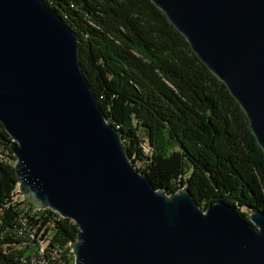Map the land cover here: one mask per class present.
I'll return each instance as SVG.
<instances>
[{"label":"water","instance_id":"obj_1","mask_svg":"<svg viewBox=\"0 0 264 264\" xmlns=\"http://www.w3.org/2000/svg\"><path fill=\"white\" fill-rule=\"evenodd\" d=\"M244 111L264 152V0H151ZM0 123L27 202L70 219L74 264H264V212L202 208L130 160L44 0H0Z\"/></svg>","mask_w":264,"mask_h":264},{"label":"trees","instance_id":"obj_2","mask_svg":"<svg viewBox=\"0 0 264 264\" xmlns=\"http://www.w3.org/2000/svg\"><path fill=\"white\" fill-rule=\"evenodd\" d=\"M44 1L75 30L80 66L99 106L156 188L171 193L187 186L202 208L226 201L245 219L242 207L264 212V152L244 111L151 0ZM0 138L8 149L12 137L1 123ZM10 159L0 160V264L19 263L27 251L12 235L20 222L10 203L19 187ZM23 210L37 219L30 222L37 230L49 215L50 246L75 241L70 219L28 202ZM60 264H74L68 249Z\"/></svg>","mask_w":264,"mask_h":264},{"label":"built area","instance_id":"obj_3","mask_svg":"<svg viewBox=\"0 0 264 264\" xmlns=\"http://www.w3.org/2000/svg\"><path fill=\"white\" fill-rule=\"evenodd\" d=\"M12 144V138H10V146ZM148 152L145 149V145H142V148L145 154H151L150 146L147 142ZM0 146L1 150H4V158H0V160H5L10 162V155L14 156L11 148H5V142L0 138ZM13 162V161H12ZM10 203L12 205H16L19 210V214L17 219L20 222V226L16 227L15 230H12V235L14 238H22V241L15 243V246H19L20 248H26V252L19 258V263L16 264H60L61 255L68 249L69 254L73 256L72 249L70 247L71 242H69L64 247L58 246H50V241L52 239L51 230H46L47 225H49V215L46 213L43 217H47L48 221L45 225L37 230V226H32L30 222L33 219L31 216H26L25 211L23 210V203H27L26 198L21 189V185L19 183V187H17V194L10 195ZM52 218V217H51ZM42 220V219H41ZM40 222V220H39Z\"/></svg>","mask_w":264,"mask_h":264},{"label":"rangeland","instance_id":"obj_4","mask_svg":"<svg viewBox=\"0 0 264 264\" xmlns=\"http://www.w3.org/2000/svg\"><path fill=\"white\" fill-rule=\"evenodd\" d=\"M139 137H140V139H141V144H142V145H145V149H146V151L148 152L149 149H148V147H147V145H146L148 140L146 139L144 133H142V134L140 133V134H139ZM135 165H136V167H141V166L143 165V162H142V161H136V162H135ZM21 189H22V188H21ZM240 210L243 211V212H245V213H247V214L250 212L249 209L246 208V207H242V208H240Z\"/></svg>","mask_w":264,"mask_h":264},{"label":"bare ground","instance_id":"obj_5","mask_svg":"<svg viewBox=\"0 0 264 264\" xmlns=\"http://www.w3.org/2000/svg\"><path fill=\"white\" fill-rule=\"evenodd\" d=\"M14 142V139L12 138V143ZM18 185H19V182H18ZM14 195H16V193L14 194ZM36 209H40V208H37L36 207ZM58 214V213H57ZM59 215V214H58ZM60 216V215H59Z\"/></svg>","mask_w":264,"mask_h":264}]
</instances>
